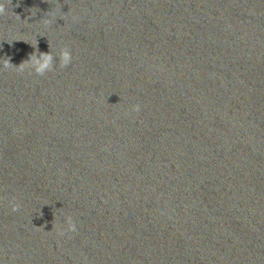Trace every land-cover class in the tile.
Listing matches in <instances>:
<instances>
[{
    "label": "water",
    "instance_id": "1",
    "mask_svg": "<svg viewBox=\"0 0 264 264\" xmlns=\"http://www.w3.org/2000/svg\"><path fill=\"white\" fill-rule=\"evenodd\" d=\"M0 7V264H264V0Z\"/></svg>",
    "mask_w": 264,
    "mask_h": 264
},
{
    "label": "clouds",
    "instance_id": "2",
    "mask_svg": "<svg viewBox=\"0 0 264 264\" xmlns=\"http://www.w3.org/2000/svg\"><path fill=\"white\" fill-rule=\"evenodd\" d=\"M4 11H5L4 8L0 7V14H3ZM45 22L49 23L50 20H45ZM59 59H60V65L62 67L67 66L71 61L70 52L67 50L61 51ZM53 62H54V56L52 54L35 55L31 58L28 66H31L34 69L36 74L43 75L46 71H49L52 69ZM134 110L139 111V105L135 106ZM17 207L18 206L13 205L12 210L16 211ZM68 230L75 231V224H73L70 219L68 221Z\"/></svg>",
    "mask_w": 264,
    "mask_h": 264
}]
</instances>
